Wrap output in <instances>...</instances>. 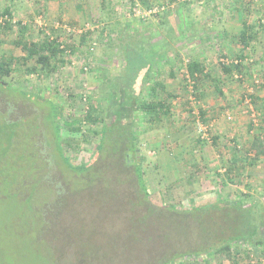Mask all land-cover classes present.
<instances>
[{"label": "rangeland", "instance_id": "rangeland-1", "mask_svg": "<svg viewBox=\"0 0 264 264\" xmlns=\"http://www.w3.org/2000/svg\"><path fill=\"white\" fill-rule=\"evenodd\" d=\"M41 1L0 0V11L8 8L13 19L27 23V37L34 40H42L44 33L54 35L57 23L62 34L65 25L73 31L98 29L92 24L98 16L92 17V7L98 6L95 2L91 1L89 12L83 3L77 21H71L66 17L68 8L62 17L52 19ZM201 1L154 0L157 5H171L162 10L159 23L151 16L144 22L133 19L129 0H110V9H104L107 15L99 18L104 21L101 26L109 25V35L98 37L96 30L93 40L67 55L76 67L67 63L53 75H44L41 69L29 70L33 59L13 63L7 83L0 84V158L7 152L0 159V264H177L182 254L192 264L248 263L244 251L238 263L224 254L209 256L236 234L233 216L240 213L238 207L232 209L236 201L249 194L252 201L264 204V157L253 166L245 165L241 175L232 176L234 183L225 172L232 152L237 151L240 158L251 152L257 131L250 123L264 117V29L258 25L253 31L256 37L247 50L245 77H237L236 71L222 77L218 63L223 55L230 61L241 54V45L230 34H237L242 24L240 20L239 25L233 24L237 13L231 7L244 3L251 8L250 23H255L264 18V5L262 0L211 1L223 7L217 10L202 8ZM12 24L9 30L0 28V54L19 58L24 52L13 44L19 27ZM221 30L229 34L220 36ZM143 39L169 61L165 67L158 63L165 68L161 80L177 96L170 99L169 117L145 121L137 104L130 103L119 115L120 122L109 101L102 98L105 84L115 88L114 76L122 71L128 78L121 46ZM91 41L97 43L92 49ZM194 59H202L207 70L223 78L225 97L210 79L199 84L204 93L201 98L192 95L182 68ZM84 65L89 67L87 72L81 69ZM171 66L176 68L174 77L169 75ZM249 92L263 99L258 110L240 102L242 94ZM86 95L108 111L109 133L102 143L98 137L71 141L81 139V133L68 129L66 121L73 126L72 119L83 120L89 106ZM160 95L166 97L163 91ZM138 99H143L142 94ZM57 103L66 107L62 115ZM199 107L208 116L206 122L201 120L208 130L191 112ZM121 123L128 125L122 129ZM101 126L100 122L95 128ZM134 137L138 138L136 153L129 151ZM92 162L93 167L80 174L77 166ZM140 162L149 197L136 178L134 165ZM116 193L118 200L112 196ZM113 200L120 204L113 206ZM260 203L248 202L253 207L251 218L255 212L263 214ZM259 224L258 239L264 240V220ZM251 263L264 264V250L254 251Z\"/></svg>", "mask_w": 264, "mask_h": 264}, {"label": "trees", "instance_id": "trees-1", "mask_svg": "<svg viewBox=\"0 0 264 264\" xmlns=\"http://www.w3.org/2000/svg\"><path fill=\"white\" fill-rule=\"evenodd\" d=\"M129 1L130 13L133 14V19L139 22H144V20L141 17H137L134 15L137 8L139 7L138 3L143 5L145 8H151L157 5L154 3V0ZM242 4L243 6L240 8V10H238V12L243 23V29L240 35L237 37V41L241 45V54L238 55L236 59H234L237 60V62H234L233 60L229 61L228 56L223 55V59L225 61L219 60L218 63L220 65V75L222 77L231 75L235 71V73L238 74L236 75L237 77H245L242 72L247 68L245 65V61L248 60V55L246 52L251 41L250 38L252 36L256 37L254 36L255 32L253 35V31L255 30L256 26L259 25L260 27H262V29H264V18L260 17L259 19H257L256 24L248 23V15L250 14L251 10L249 11L248 8L244 6V3ZM158 6H164L167 10L171 5H167L166 3L161 2L158 4ZM0 15H7L9 17V19L6 20L4 24L0 23V28H3L4 30L11 29L13 27L11 19L14 17L12 11L6 8L0 11ZM161 15H164V11L153 13L151 17H153L160 23L162 18ZM94 20L95 21H93L92 24H96L95 26L98 29H84L81 32H79L78 29H75L76 31H68L65 29L64 34H62L61 28L59 26H54V28H52V32L54 35H52L51 33L43 34V31H40L44 35V38L42 40L29 39L27 37V33L29 31L27 23H24L22 20L16 21L19 27L18 38L13 39V44L21 48V50L24 52V56H20L18 58L11 55L0 54V84L2 85L7 83V81H5V78L7 76H10L13 72V63L21 59L23 61L33 59L35 63L30 67L29 70L34 73L38 72L41 69L40 71L43 72L44 75H53L55 72L59 71L63 64L69 63L70 65H72V67H76V64L73 65L72 61H69L68 56L74 55L78 48L85 46L86 42L90 38L93 40L94 33L99 32L100 36L98 37H103L105 34L109 35V32L107 31V27L109 25L107 26V24H104L103 26H101V23H103L104 21H101V19H98V21H96V19ZM96 30L98 32H95ZM111 36L112 38L114 37V35ZM111 36L109 37L111 38ZM75 37L79 38L75 39ZM149 43L147 44L146 40L143 39V42L140 43H136L134 41V43L126 44L124 45V47L121 46L123 54V56H121L123 61V70H125L126 74H129L127 75L128 78L124 77L125 74H123L122 71L121 74H117L116 76H114L116 82H118L119 85L117 84L115 88L111 89L108 88L107 84H105L107 91H105L106 95H103L102 98L109 101L112 112H117L116 115L118 116V121H120L119 119L121 118L119 115L121 114V112H126V108L130 105V103L137 104V108L141 110V113L143 114V120L148 122H154L160 119L163 115L168 117L171 115L172 104L170 103V99L176 97L177 95L167 91L166 84L161 80V74L165 73V68L161 69L162 67H160L158 64L161 63L163 64V67H165V65L168 64L169 61L166 63L167 59H163L164 55L162 54V51L154 47L153 44ZM96 44L97 43L92 42L89 48H94L93 46H96ZM161 48H163V46H161ZM227 59L229 62H227ZM204 63L205 62L202 61V59H194L184 65L182 69L185 70V76L183 75L185 85H190V87L192 88V95L196 97L200 96L201 98V95H203L204 93L202 92V89L199 88V84H201V82H203L204 80L210 79L211 84H213L214 89L217 91V93L221 97H225L224 92L221 89L223 78L221 76L219 77L217 75H214L211 70H207V67ZM86 66L87 65L81 66V69L87 72L89 70V67ZM175 71L176 68L171 66L169 69V75L174 77L176 75ZM151 80H153L152 84L150 83ZM110 83L111 79L108 80V84ZM161 91L166 93V97L160 95ZM81 94L83 95L84 92H81ZM141 94L143 96V99L140 100L138 99V96H140ZM85 97H87V95L84 96V98ZM85 100L88 102L89 106L87 113L83 117V120L72 119L73 126L70 124V121H66V123L68 124V129H70L74 133H81V139L73 137L71 138V141L78 140L79 142H88L92 141L95 137H98L99 140L102 138L100 140V142L102 143L104 141L103 136H105V133H109L108 123H106L105 121L108 111L106 113L105 107L101 102L97 100L92 101L91 96H88ZM240 102H247L251 104L254 109L258 110L259 104L263 103V99L258 94H256V92H249L242 94V96L240 97ZM55 107H57L56 110L61 115L66 109L65 105L63 107L59 103H57ZM191 112L196 115L198 124H205L201 123V120L206 122V119H208V116L204 109L199 107V109L193 110ZM75 120L83 121L84 124L87 125L84 126L81 124V122L78 121H76L75 123ZM100 122L102 126L99 129H96L95 127ZM120 122H122V120ZM122 124L123 123H121V126ZM250 124V128L257 131V133L253 136V141H251V152L245 153V155L243 154V158H240V155L237 151L232 152L231 157L229 158V169H226L225 171L227 175H229V180L232 183H234L232 176L241 175L243 173V168L245 165L253 166L258 162L257 160H259L261 157H264V117H261L258 125H255L254 121H252ZM127 125L128 124H123L122 129H124V127H126ZM7 133L8 132H6V134ZM137 142L138 138L136 137L133 138L132 144L129 142V145L131 144L129 148L130 152L136 153L138 151ZM233 148L236 149L237 145H235V147ZM98 151H100V149H98ZM6 154L7 152L4 153L3 156L5 157ZM91 166L93 167V162L92 165H86V163H84V165H78L77 168L80 169L81 173L78 171L75 172L86 174L89 170V167ZM134 167L140 190L147 197H149L148 187L144 178L145 169L141 162L140 164L136 163ZM109 190L114 191L113 189ZM112 196L115 200H118L119 198L117 193ZM115 200H113L114 203L112 202V204L113 206L117 207L120 202L117 203V201ZM253 201L251 195L245 194L241 199L234 203L235 205L233 204L232 209L238 207L240 211V213L237 214L236 217L233 216V219L236 220V234L235 236H233L230 242L225 243L221 248L211 253L209 257L214 258L217 254H224L223 256L225 258H230L234 263H238L241 258L242 251H244V258L246 257V259L249 260L247 264H252L251 254H253L254 251L264 250V240L258 239L260 232L259 221L264 220V204L260 203L257 199H254ZM248 202H252V205L257 203L262 204L263 214L259 215L258 213H261L260 211H254L255 216L251 218L250 213L253 212V207H251L252 205H248ZM115 207L114 209H116ZM213 207H217V205H213ZM224 209L228 210L227 208ZM237 221L240 222L238 226ZM129 233L133 234L132 231H130ZM134 238H136V235H134ZM238 241H242L243 243L241 245L233 244L234 242L237 243ZM185 256L186 255L182 254L183 259H181L177 264H192L189 261H186ZM165 264L171 263L165 262Z\"/></svg>", "mask_w": 264, "mask_h": 264}, {"label": "crops", "instance_id": "crops-1", "mask_svg": "<svg viewBox=\"0 0 264 264\" xmlns=\"http://www.w3.org/2000/svg\"><path fill=\"white\" fill-rule=\"evenodd\" d=\"M91 1L92 2H95L98 6H95L92 7V17L97 15L98 16L94 19H99V18H102V16L104 15H107V13L105 12L106 10L104 9H110L108 8V3L110 2V0H87V1H82V0H42L40 4V6L42 7V9L49 15L51 16L52 19L58 17H62V12L66 10V8H68V13H66V17L68 18V20H71V21H74L79 18V14L80 13L78 10L79 9H82V4L85 3L86 7H85V11H90V6H91ZM103 1H104V4H103ZM214 2V0H202L200 3H203L202 5V8H211V9H223V7L220 5V4H216L214 3V6L212 5V2ZM87 2V3H86ZM114 4V2H112ZM89 6V7H87ZM173 7V5H172ZM174 8V7H173ZM190 8V7H189ZM232 9L236 10V13H237V21L236 23L233 22V24H238L239 25V22L238 20H240L241 24H242V27L240 28V31L237 32V34L233 33L234 31H232V33L230 34L231 36H233V39H237V37L240 35L242 29H243V23H242V20L240 18V15H239V12L238 10H240V5H234L231 7ZM84 10V9H83ZM248 10L250 11L251 8H248ZM84 12V11H83ZM86 12V13H88ZM97 12V13H95ZM172 15V14H170ZM209 15H210V12H209ZM170 18V17H169ZM205 20V19H204ZM235 20V19H234ZM206 21H208L206 19ZM248 23L250 24V20L248 19ZM251 24H256L255 23H251ZM237 25V26H238ZM231 32V31H229ZM227 34H229L228 32H225L224 30H221L219 35L220 36H227ZM254 35V34H253ZM259 38V37H258ZM250 39H255L253 36L250 38ZM236 41V40H235ZM241 47V46H240ZM249 48V47H248ZM247 55H248V51L246 52ZM263 54V52L261 53Z\"/></svg>", "mask_w": 264, "mask_h": 264}, {"label": "built area", "instance_id": "built-area-1", "mask_svg": "<svg viewBox=\"0 0 264 264\" xmlns=\"http://www.w3.org/2000/svg\"><path fill=\"white\" fill-rule=\"evenodd\" d=\"M262 2H263V5H264V0H262ZM138 4H139V7L137 8V10H136V12L134 13V15L137 16V17H141L143 20H146L147 17L151 16L153 13H157L158 11L165 10V7H164V6L159 7L158 5H156V6L151 7V8H145V7H144L143 5H141L140 3H138ZM8 19H9V17H8L7 15H6V16H2V15H0V23L4 24L5 21L8 20ZM11 22H12V23H16V20L12 18V19H11ZM56 26H59V23H57ZM65 29L68 30V31L72 30V29L69 28L67 25H65ZM78 31L81 32L82 29H79ZM221 60H222V61H225L223 58H222ZM230 61H231V60H230ZM233 61H234V62H237V60H233ZM227 62H229L228 59H227ZM72 64H73V65L76 64V63H75V60L72 61ZM252 108H253V107H252ZM254 110H255V109L253 108V111H254ZM256 116H257V115H256ZM253 121H254L255 125H258V123H259L258 119L253 120ZM201 126H202V128H203L204 130H208V129H207V126H204V127H203V125H201Z\"/></svg>", "mask_w": 264, "mask_h": 264}]
</instances>
